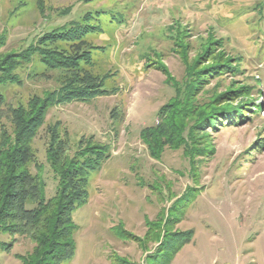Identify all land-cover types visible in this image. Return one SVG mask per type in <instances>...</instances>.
Listing matches in <instances>:
<instances>
[{"label":"rangeland","instance_id":"1","mask_svg":"<svg viewBox=\"0 0 264 264\" xmlns=\"http://www.w3.org/2000/svg\"><path fill=\"white\" fill-rule=\"evenodd\" d=\"M52 34L62 40L44 42ZM43 51L75 65L49 68ZM7 56L16 82L0 86V141L15 110L54 101L27 164L44 199L59 186L49 155L102 158L86 191L70 183L75 251L62 264H164L182 232L190 241L168 264H264V0H0ZM66 88L94 94L55 102ZM186 103L203 115L152 157L143 136L167 134ZM8 243L0 264L33 248L0 232Z\"/></svg>","mask_w":264,"mask_h":264},{"label":"trees","instance_id":"2","mask_svg":"<svg viewBox=\"0 0 264 264\" xmlns=\"http://www.w3.org/2000/svg\"><path fill=\"white\" fill-rule=\"evenodd\" d=\"M62 37L52 34L44 42H59ZM40 54L41 61L49 68H70L75 65V63H66L69 58L62 59V61L52 59V56L56 55L54 52L43 51ZM11 58L7 56L0 64V86L16 82V75L11 73L14 67V64L9 62ZM93 94L90 88L79 89V91L66 88L62 90L60 98L55 102L83 101L90 99ZM53 102V98L48 97L44 100L32 101L28 109L15 110L12 115L13 138H2L0 141V232L25 236L33 243L31 252L20 257L22 264H62L73 257L75 226L71 214L78 200L76 194H69L70 183L78 177L82 181L83 190L86 191L87 184L84 174L95 170L102 160L101 156L92 160L84 158L85 155H80L78 160L69 161L65 158L61 162L59 156L50 157L49 155L50 167L59 178V186L51 199L47 201L44 199V184L28 172L27 164L31 161L30 142ZM190 103H194L193 100H190ZM187 106L190 107L188 103L182 105L181 110L175 107L173 112L165 118L164 126L167 134L159 131L153 134L152 138L149 137L153 140L157 153L154 152L150 139L143 136L142 140L148 145L152 157L158 158L164 146L178 148L177 145L182 141L181 131L186 128L188 118L198 114L203 115L201 109H196L194 106L186 109ZM197 153L200 156L203 155L201 150ZM82 201H86V198ZM27 202L33 207L27 208ZM174 223L177 224V220H174ZM190 238L191 234L185 232L171 238V242L177 245L164 264H168L172 256L190 241ZM0 247L8 251L11 244H0Z\"/></svg>","mask_w":264,"mask_h":264}]
</instances>
